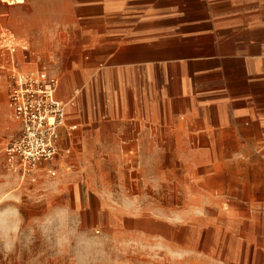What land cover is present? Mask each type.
I'll return each instance as SVG.
<instances>
[{
  "label": "crops",
  "instance_id": "1",
  "mask_svg": "<svg viewBox=\"0 0 264 264\" xmlns=\"http://www.w3.org/2000/svg\"><path fill=\"white\" fill-rule=\"evenodd\" d=\"M57 8L70 44L57 58L70 64L55 98L68 99L66 123L76 126L68 137L60 129L73 166L122 133L176 142L172 156L205 158L203 203L235 223L224 232L225 264H264V0H59ZM183 141L199 148L180 150Z\"/></svg>",
  "mask_w": 264,
  "mask_h": 264
},
{
  "label": "rangeland",
  "instance_id": "2",
  "mask_svg": "<svg viewBox=\"0 0 264 264\" xmlns=\"http://www.w3.org/2000/svg\"><path fill=\"white\" fill-rule=\"evenodd\" d=\"M23 1L9 5L0 0V45L5 46L0 50V130L6 137L19 134L6 106L11 47L23 68L46 64L62 78L70 64L57 58L70 50L58 22L59 0ZM129 135L100 142L106 146L102 151L80 156V170L73 166L72 149L66 159L72 166L63 165L57 176H41L38 183L20 182L6 169L1 144L0 209L18 208L22 223L14 251L0 248V264H74L73 247L58 248L54 237L44 240L39 231L33 235L37 218L57 207L68 212L71 239L98 245L91 252L96 264H225L224 232L235 223L218 215V205L203 203L205 158L172 156L176 142L141 141L136 132L126 139ZM189 145L179 142L178 149Z\"/></svg>",
  "mask_w": 264,
  "mask_h": 264
},
{
  "label": "built area",
  "instance_id": "3",
  "mask_svg": "<svg viewBox=\"0 0 264 264\" xmlns=\"http://www.w3.org/2000/svg\"><path fill=\"white\" fill-rule=\"evenodd\" d=\"M9 1L6 0L14 5L13 0ZM4 47L0 45V50ZM9 51L6 106L17 122L19 134L6 137L0 130L4 166L20 182L38 183L41 176L53 178L63 165L66 167L72 147L61 145L60 129L65 128L68 137L76 126L66 123L64 103L55 98L59 76L46 64L33 63L32 67L23 68L14 55L15 47ZM3 69L1 63L0 70Z\"/></svg>",
  "mask_w": 264,
  "mask_h": 264
},
{
  "label": "clouds",
  "instance_id": "4",
  "mask_svg": "<svg viewBox=\"0 0 264 264\" xmlns=\"http://www.w3.org/2000/svg\"><path fill=\"white\" fill-rule=\"evenodd\" d=\"M22 223V217L18 208L0 209V248L11 253L14 251L19 240L18 225ZM33 235L39 231L44 240L55 238L58 248L71 246L75 250L74 264H96L92 259V249L98 247L88 239H71L68 236L69 215L63 207L46 213L34 222ZM85 237L86 234H80Z\"/></svg>",
  "mask_w": 264,
  "mask_h": 264
},
{
  "label": "bare ground",
  "instance_id": "5",
  "mask_svg": "<svg viewBox=\"0 0 264 264\" xmlns=\"http://www.w3.org/2000/svg\"><path fill=\"white\" fill-rule=\"evenodd\" d=\"M8 2L10 3V1L8 0ZM24 1L23 0H13V3L14 4H21L23 3ZM7 128H10L9 126H7Z\"/></svg>",
  "mask_w": 264,
  "mask_h": 264
}]
</instances>
